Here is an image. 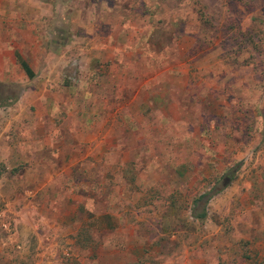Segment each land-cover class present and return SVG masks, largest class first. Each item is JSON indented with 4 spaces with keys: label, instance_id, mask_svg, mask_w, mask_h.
<instances>
[{
    "label": "rangeland",
    "instance_id": "374dc122",
    "mask_svg": "<svg viewBox=\"0 0 264 264\" xmlns=\"http://www.w3.org/2000/svg\"><path fill=\"white\" fill-rule=\"evenodd\" d=\"M41 1L55 12L64 6L73 17V56L79 45L95 46L106 37L104 56L109 44L121 45V62L109 69L105 60L99 74L94 54H88L92 63L77 54L66 84L51 87L65 88L68 103H53L60 115L40 118L52 126L47 137L63 139L57 143L63 148L47 151L54 158L45 175L33 182L38 168L0 162L4 264H118L119 258L130 261L125 245L137 259L132 264H264V0ZM86 17L89 32L81 37L78 21ZM94 17H104L102 29ZM171 57L189 69V79L173 90L185 91L184 108L132 118L134 66L146 58L152 73ZM86 62L89 69L81 72ZM5 124L0 115V127ZM53 126L62 127L61 134ZM17 187L22 196L16 197ZM76 188L94 197L81 196L88 208L118 215L121 225L101 252L102 235L74 229L78 218L93 221L82 206L69 215L42 205L45 192L52 199L56 191ZM202 194L211 197L196 201ZM201 211L205 217H194ZM128 222L130 238L123 227ZM80 244L92 250L76 253Z\"/></svg>",
    "mask_w": 264,
    "mask_h": 264
},
{
    "label": "crops",
    "instance_id": "0c3cea01",
    "mask_svg": "<svg viewBox=\"0 0 264 264\" xmlns=\"http://www.w3.org/2000/svg\"><path fill=\"white\" fill-rule=\"evenodd\" d=\"M58 9H60V6ZM72 18L64 6L59 12H55L50 5L41 0H0V93L2 95L0 115L6 119V124L0 127V153L1 156L3 155L0 162L5 166L11 167L19 164L33 165L36 167L35 170L38 168L40 172L35 173L33 171V175H38L32 177V181L40 178V175H45L43 172L49 170V167L53 165L54 157L47 156V151L51 152L54 149L63 148L61 144L57 145L63 140L60 136L47 137L44 134L47 129H49L50 134L52 126L46 127L40 121L41 117L52 118L60 115L57 110L56 114L53 113L51 106L53 103L56 102L58 106L62 105L63 107L68 103L65 102V93L68 92L65 88L52 91L51 87H60L66 84V76L70 77L68 73L72 70L73 63L77 62V54L79 55V61L87 60L90 63L92 62L89 61L88 54H91L90 56L94 54L92 58L95 62L93 69L99 74L102 72L101 68L104 67L103 62L105 60L109 61V64L107 63V68L109 67V69H115L117 64L121 62L116 57V50L122 48L121 45L109 44L112 46H109L108 49L110 50L104 56V46H108L106 37L104 40L100 39L97 42L99 44L95 46L79 45V51L76 50L74 52L75 56H73L71 38L75 37L76 34L72 35L71 32L72 30L76 32L77 27L73 29ZM94 20L97 22L95 27L102 29L105 22L104 17H94ZM78 22L80 36L82 37L83 35L84 37L86 33L85 37H87L90 28L87 23V17L86 19L79 18ZM107 37V39L111 40L110 35ZM128 49L132 50L133 53L141 52L134 45H129ZM157 50L159 52L160 48H157ZM167 63L169 64L168 66H166ZM182 65H185L184 70H182ZM186 65L185 63L178 64L176 59L171 57L165 62L164 66H156L155 71H152V73H150L152 64L146 58H144V65L134 66L135 69H133L139 72L132 76L134 96L131 102L135 103V108L131 111V117H140L139 115L142 112L145 113L147 111L171 112L175 108H184L183 103L185 101H183L182 95L185 94V91L174 95L173 90H177L183 79L185 81L189 79V69L186 68ZM78 68L81 72L83 70L87 72L89 69L87 62L85 67L79 66ZM109 69H107L106 75L112 78L111 72L113 70L110 72ZM114 76L116 75L114 74ZM154 78H157L158 81L156 82L157 85L152 87L151 81ZM48 86L50 88H47ZM140 92L142 95L139 94ZM43 103L48 108H44ZM30 106L35 107V109L33 110ZM66 113L70 115L71 111L67 110ZM113 115L116 114L114 113ZM179 122L183 121L180 120ZM62 130V127L53 129L58 134H61ZM13 133L15 137H10ZM42 166L44 168L41 171L39 167ZM47 173L46 177L48 178L44 181V184L49 185L53 175L49 172ZM46 186H43V189H46ZM35 190L36 193L41 194L42 192L39 191L42 189L38 185H36ZM80 191H78V188L65 194L56 191L52 194V199H49L48 194L45 192L46 200L41 199L42 205L46 204L48 208L50 206L55 211L57 209L61 214L68 213L69 215L76 212V208L82 206L83 211L89 214L93 221L87 224L85 218H78L74 229L78 233L85 227H89L96 231V233L93 232L94 234L98 232V234L102 235V242L99 243V248L96 247L101 252L106 246H109L110 237L118 229L117 226L121 225L119 219H117L118 215L116 218V212L108 209L104 211L96 210L94 204L93 207L88 208L86 203L84 205L83 198L94 197L79 193ZM18 195L22 196L23 191L17 187L16 197ZM41 200H37V202L39 201L38 204ZM73 205L75 208H73ZM132 225L133 223L130 222H128L127 226L123 225L128 230L129 238L133 236V232H131ZM6 245L7 241L0 242V251L2 253ZM111 245L113 247L116 246L118 250H122V243L119 244L113 241ZM85 246L87 245L80 244L75 246L76 253L79 251L81 255H85L89 250H92V245H89V247ZM123 250H125L124 255L130 261H124L123 257L117 260L118 264H132L137 261V259L132 257L133 255H131L128 245L127 247L125 245ZM137 252L138 250L134 251L133 254ZM38 261H40V258H38ZM5 262V260L0 258V263L4 264Z\"/></svg>",
    "mask_w": 264,
    "mask_h": 264
},
{
    "label": "trees",
    "instance_id": "16d2710c",
    "mask_svg": "<svg viewBox=\"0 0 264 264\" xmlns=\"http://www.w3.org/2000/svg\"><path fill=\"white\" fill-rule=\"evenodd\" d=\"M1 92V91H0ZM1 93H0V102H2L1 100H2V98H1ZM218 192V191H217ZM207 197V199L206 200H208L210 197H211V194L210 195H208V194H202L200 197H199V199H196V201L197 200H201L203 197ZM194 217H196V218H203V217H205V212L204 211H201V212H199V213H195V215H194Z\"/></svg>",
    "mask_w": 264,
    "mask_h": 264
}]
</instances>
